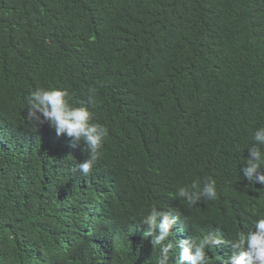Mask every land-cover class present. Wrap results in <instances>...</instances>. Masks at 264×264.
<instances>
[{"label": "trees", "instance_id": "trees-1", "mask_svg": "<svg viewBox=\"0 0 264 264\" xmlns=\"http://www.w3.org/2000/svg\"><path fill=\"white\" fill-rule=\"evenodd\" d=\"M41 87L108 128L89 174L83 144L27 120ZM262 126L264 0H0V264H155L153 205L180 216L172 241L247 232L264 185L240 170ZM208 177L216 200L176 198Z\"/></svg>", "mask_w": 264, "mask_h": 264}, {"label": "clouds", "instance_id": "clouds-1", "mask_svg": "<svg viewBox=\"0 0 264 264\" xmlns=\"http://www.w3.org/2000/svg\"><path fill=\"white\" fill-rule=\"evenodd\" d=\"M69 92L63 88H36L26 97V118L36 128L47 124L59 137L71 139L72 146L83 144L86 158L79 163L78 170L87 175L101 155V149L109 130L106 126L92 122V113L84 103L76 106L70 103ZM87 105L97 106L94 91H90ZM255 143L248 147V156L240 170L249 183L264 185V126L253 133ZM176 198L188 205L199 201H214L218 198L217 181L208 177L203 182L193 180L189 185L179 186ZM180 216L168 213L155 205L142 217L146 226L145 237H151L156 251L155 264H209L208 250L228 245L232 254L223 264H264V215L258 216L247 232H238L225 240L219 232L209 231L196 238L172 241L171 229ZM175 257L173 261L171 258Z\"/></svg>", "mask_w": 264, "mask_h": 264}]
</instances>
